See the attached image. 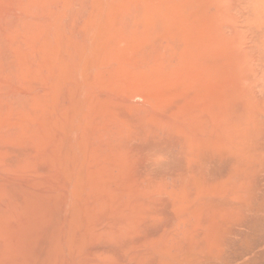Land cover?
<instances>
[{
  "label": "bare ground",
  "instance_id": "6f19581e",
  "mask_svg": "<svg viewBox=\"0 0 264 264\" xmlns=\"http://www.w3.org/2000/svg\"><path fill=\"white\" fill-rule=\"evenodd\" d=\"M0 264H264V0H0Z\"/></svg>",
  "mask_w": 264,
  "mask_h": 264
}]
</instances>
